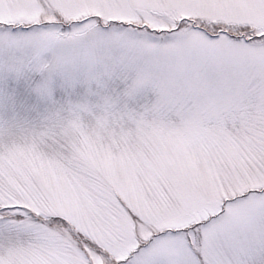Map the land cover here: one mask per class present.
Here are the masks:
<instances>
[{
    "label": "rangeland",
    "instance_id": "1",
    "mask_svg": "<svg viewBox=\"0 0 264 264\" xmlns=\"http://www.w3.org/2000/svg\"><path fill=\"white\" fill-rule=\"evenodd\" d=\"M47 3L0 0V21L54 19ZM54 11L77 19L91 15L132 22L118 10ZM178 12L177 19L187 17L209 32L219 24L235 37L264 34L257 32L264 29V0H191ZM10 59L22 62L25 53ZM4 62L0 52V70ZM252 71L259 79L258 59ZM124 87L117 82L106 91L83 83L40 112L23 106L6 110L0 89V177L8 195L21 198L15 203L26 200L23 206L42 224L53 217L67 224L52 225L55 235L48 241L26 233L8 244L0 234V264H119L126 258L121 242L141 227L133 224V215L144 219L205 200L217 187L248 190L264 184L259 93L208 102L199 114H161L149 98ZM35 201L38 208H32Z\"/></svg>",
    "mask_w": 264,
    "mask_h": 264
},
{
    "label": "snow or ice",
    "instance_id": "2",
    "mask_svg": "<svg viewBox=\"0 0 264 264\" xmlns=\"http://www.w3.org/2000/svg\"><path fill=\"white\" fill-rule=\"evenodd\" d=\"M190 2L48 0L54 19L0 21L6 110L23 106L40 112L83 83L111 91L119 82L126 93L149 98L161 114H199L208 102L223 103L238 92L259 93L264 101V34L245 30L246 36L235 37L219 24L209 32L187 17L177 19L178 9ZM57 8L118 10L132 22L91 15L77 19L57 14ZM152 8L164 13L153 14ZM21 52L25 59L12 62L10 57ZM257 59L259 79L252 71ZM20 199L8 195L0 177V234H6L8 244L26 233L48 241L55 235L52 225L67 226L61 217L40 223L23 206L26 200L14 202ZM38 207L35 201L32 208ZM132 221L141 227L121 242L126 258L119 264H264V184L248 190L217 187L205 200L144 219L133 215Z\"/></svg>",
    "mask_w": 264,
    "mask_h": 264
}]
</instances>
